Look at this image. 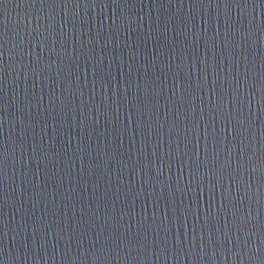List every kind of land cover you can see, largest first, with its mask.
I'll use <instances>...</instances> for the list:
<instances>
[{
    "label": "water",
    "instance_id": "obj_1",
    "mask_svg": "<svg viewBox=\"0 0 264 264\" xmlns=\"http://www.w3.org/2000/svg\"><path fill=\"white\" fill-rule=\"evenodd\" d=\"M0 264H264V0H0Z\"/></svg>",
    "mask_w": 264,
    "mask_h": 264
}]
</instances>
